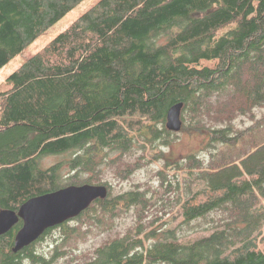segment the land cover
<instances>
[{
  "label": "trees",
  "instance_id": "1",
  "mask_svg": "<svg viewBox=\"0 0 264 264\" xmlns=\"http://www.w3.org/2000/svg\"><path fill=\"white\" fill-rule=\"evenodd\" d=\"M81 1L0 0V68ZM5 81L0 210L67 185L108 192L13 252L19 219L0 235V264H264V0H97ZM178 102L181 129L221 148L166 158L156 185L113 193L106 168L126 179L168 145ZM48 155L65 157L41 166ZM123 213L131 223L115 231Z\"/></svg>",
  "mask_w": 264,
  "mask_h": 264
},
{
  "label": "rangeland",
  "instance_id": "2",
  "mask_svg": "<svg viewBox=\"0 0 264 264\" xmlns=\"http://www.w3.org/2000/svg\"><path fill=\"white\" fill-rule=\"evenodd\" d=\"M97 0H82L78 3L70 12H68L65 16H63L60 20H58L55 24L50 26L46 31L40 34L32 43H30L24 51L20 54L13 57L7 64H5L2 68H0V89L3 90L7 88L8 84L6 83L7 76L12 73L25 59L35 53L39 48H41L45 43H47L51 38H53L56 34L63 31L67 28L78 15H80L88 6L96 2ZM257 117H261L263 111L261 109H257L255 111ZM235 127L238 128H246L252 124V121L249 118H237L234 120ZM263 133H259L257 137L261 138ZM206 136L200 134L196 131L188 130V129H180L177 132H174L171 135V142L166 144H159L153 150L149 149L146 151L144 162L140 163L139 165L133 164L132 169L133 173L127 177L126 179H119L115 174V168L108 167L106 168V172L102 174L103 180H106L111 184L113 187V193H121L128 191L134 187L136 183H148L151 186L157 184V178L155 173L157 170L163 169V162H165L166 158L171 161L175 162L178 160L184 159L188 154L194 153L198 154L204 158L210 155L211 151L218 150L219 146L207 145L206 146ZM133 154L126 159L129 162H134V160L141 156L143 152L141 150L134 149ZM163 153V155H161ZM65 155H48L41 158V166L49 167L62 159H64ZM67 169H62V175L65 176L67 174ZM174 171L170 170V174H173ZM179 178L181 177L178 173ZM87 176V174H85ZM145 187V186H143ZM133 212V211H132ZM132 214L131 213H123L121 217H118L115 222V231L123 232L127 225L131 223ZM188 230L187 236L192 237L195 235L193 230L185 228ZM107 230V229H106ZM59 231L56 230L53 234L58 233ZM109 232V231H108ZM110 232H114L111 230ZM110 233V234H112ZM109 235V233L105 232L99 235V238L90 237V239L86 242H83L82 245L80 244V248H85L93 245L94 242L100 238H104ZM50 242V236H47L45 240L41 242V246L43 248H48V243Z\"/></svg>",
  "mask_w": 264,
  "mask_h": 264
},
{
  "label": "water",
  "instance_id": "3",
  "mask_svg": "<svg viewBox=\"0 0 264 264\" xmlns=\"http://www.w3.org/2000/svg\"><path fill=\"white\" fill-rule=\"evenodd\" d=\"M183 103L171 105L166 112L165 127L177 132L182 127L181 109ZM104 184L67 185L57 190L29 198L15 212L0 210V235L5 234L19 219L22 225L13 240V252L31 244L42 233L53 226L78 216L95 199L106 197Z\"/></svg>",
  "mask_w": 264,
  "mask_h": 264
}]
</instances>
